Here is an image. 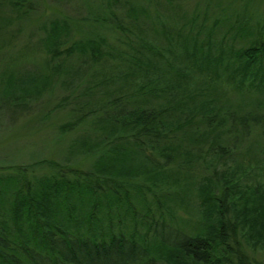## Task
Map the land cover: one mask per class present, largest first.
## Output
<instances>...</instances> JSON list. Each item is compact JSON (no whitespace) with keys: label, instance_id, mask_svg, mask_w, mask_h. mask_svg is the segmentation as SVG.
Wrapping results in <instances>:
<instances>
[{"label":"trees","instance_id":"16d2710c","mask_svg":"<svg viewBox=\"0 0 264 264\" xmlns=\"http://www.w3.org/2000/svg\"><path fill=\"white\" fill-rule=\"evenodd\" d=\"M158 1L128 0L121 12L111 9L112 23L104 16L105 11L99 15L102 10L96 9L95 20L105 22L109 33L117 34L119 50L107 48L108 39L95 33L93 28L97 27L90 22L79 31L86 37L73 41L74 21L49 18L43 22L41 56L45 64L76 53L84 56L81 58L88 57L87 64L72 63L66 71L64 66L68 82L89 83L90 87L81 94H92L103 82L120 86L116 97L101 106L95 102L87 110H78L81 115L69 126L72 129L88 120L93 123L90 137L78 140L76 145L81 153L89 155L92 168L42 159L31 166L0 171V264H151L149 252L158 254L163 247L181 256L176 264H264V259H252L239 249V227L235 224L254 226L260 217L264 222V215L254 217L257 207L247 206L234 215L235 222L228 219V186L221 181L220 167L207 165L211 157L217 156L223 163L239 153L251 137H264V110L260 109L264 91V19L245 5L235 8L234 16L239 22L232 24L224 37L230 39L235 31H248L257 37L240 48L223 47L215 52L212 34L225 18L211 15L212 25L207 27L199 20L210 17V11L205 8L200 15L199 4L187 20L189 26L158 27L161 15L155 8L152 11ZM220 1L224 8L232 5L227 0ZM211 2L205 0L206 7ZM213 5L217 3L213 1ZM32 10L26 0H0V31L4 29L11 37L21 34V29L11 31L10 27L25 20ZM244 13L247 24L241 18ZM249 16L253 26H249ZM142 19L154 30V37L143 31L146 28ZM204 31L205 38L201 36ZM140 53L146 59L139 58ZM110 62L116 70L109 68ZM225 64L227 70L222 69ZM12 70L6 66L2 73L1 109L8 103L26 110V95H9L17 82L26 84L20 85L21 90L52 87L48 74L25 71L16 77ZM233 92L249 100L236 101ZM165 93L171 96L167 105H157L151 99ZM112 104L116 107L110 112ZM244 105L253 110H243ZM102 113L108 114L100 117ZM249 158L256 162L251 155ZM259 163L258 167L263 161ZM207 180L214 186V195L226 185L223 198L212 207L218 211L216 221L200 234L178 227L187 234L175 241L161 233L158 226L170 223L164 213H173L175 223L181 209L190 214L193 208L196 210L197 194L199 198L210 190ZM189 192L192 197L187 199ZM161 196L169 197L171 202L165 203L166 209L164 203L160 204ZM138 204L142 210L137 209ZM212 212L204 214L206 221H210ZM124 223L133 228L123 229ZM138 223L148 226L153 236L149 238L145 233L138 238Z\"/></svg>","mask_w":264,"mask_h":264},{"label":"rangeland","instance_id":"374dc122","mask_svg":"<svg viewBox=\"0 0 264 264\" xmlns=\"http://www.w3.org/2000/svg\"><path fill=\"white\" fill-rule=\"evenodd\" d=\"M127 1L128 0H26V3L29 4L33 10L26 15L25 20L14 23L10 27L11 31L15 28L18 30L21 29V34H17L16 37H11L4 29L0 31V81L4 79L2 73L5 72L6 66L13 68L12 72L16 77L22 76L25 71H27V73L33 71L42 76L43 74H48V76L52 78V87L48 86L45 88L41 85V88L31 86L28 90H21L19 87H22L20 85L24 84L23 81L17 82L14 84L13 88L11 87L12 93L9 95H26V102H24V104H26V110L17 109L8 103L4 105L3 109L0 107V171H13L16 169V166L21 165L31 166L36 161H41L42 159L60 161L66 165L84 169L93 167L89 155L86 156L84 152L81 153L76 146L78 145V140L90 137V130L93 127V123L88 120L77 124L72 129H69V126L81 115L80 112L85 108V110H87L88 106L92 103L97 102L98 106H101L106 103L110 97H116L118 94L116 91L120 85L116 83L112 84V82H109L108 85L103 82L98 85L99 87H96V90L93 91L92 94H81L83 92L82 90L86 91L88 87H90L89 83L87 80L83 82H68V80H66V75L68 74L64 72V66L66 71V66L68 65L69 67L72 63L74 66H76L75 63L87 64L88 57L81 58L84 56H80L76 53L70 58L62 56L61 58H57L54 62L45 64L46 60H43L41 56V38L45 36L42 25L44 24L43 22H46L49 18H58L61 20L65 18L69 20L68 22L70 23L74 21V27L71 30V33L73 32L74 34L73 41L86 37L79 31L86 28L88 25L86 22H90L92 26L95 25V27H97H90L95 30V33L108 39L110 46H107V48L119 50L116 46L118 44L117 34L115 32L109 33L111 30L105 22L101 23V21L95 20L97 16L94 12L96 9H100L102 12L99 15L103 14L105 11L104 16L109 17L113 11L121 12ZM213 1L215 4L217 3V5H213ZM227 1L232 5L224 8L225 5L222 4L220 0H212L207 7L205 0H172V3H169L167 0H160L152 6V11H154L155 8L161 15L158 27L166 25L167 28H173L178 24L189 26L190 24L187 20L193 15L199 4H201L200 15L202 11H205V8L210 11V17H206L205 21L202 20V17L199 20V22L205 23L207 27H211L212 25L213 18L211 15H214V17L217 16L220 19L225 18V20L221 19L223 22L216 26L212 34L216 46V48H213V51L219 52V50L222 51L223 47L226 49H230V46L240 48L247 45L248 41L251 39L253 40L257 37L254 34L247 33L248 31L244 33L239 31V34L236 31L231 32L233 35L236 33L235 38H232L233 35H230V39L224 37V35L227 34L226 31L238 19L234 16L235 8H241L245 5L246 8L251 9L254 15L264 19V0ZM110 3H114L112 7H108ZM6 7L7 9L9 8V6ZM104 8L106 10H104ZM111 9H113V11H111ZM85 18H88V20H84ZM241 18L245 20V24H247L245 13ZM241 18L240 22L242 23ZM247 18H249L248 22L251 23H249V26H251L254 20L250 16ZM108 19H110V23L114 21L111 17ZM144 20L145 19H142V23L146 29H143V31H147V33H150L154 37L156 35L154 30L148 27V22H144ZM107 22L108 21H106V23ZM0 26H2V20H0ZM237 29L238 27H236V30ZM205 34L206 32L204 31L201 36L205 38ZM72 41L69 43H72ZM20 50L25 51L21 53L19 52ZM200 53L202 52L200 51ZM130 54L138 53L132 51ZM139 58L146 59V56L140 53ZM149 58H154L157 62L160 61L153 55H149ZM43 61L44 64L42 63ZM180 61L183 62L185 60L180 59ZM14 64H16V66H14ZM114 65L110 62L109 68L113 69L112 71L117 69H114ZM261 65L262 68H264V62ZM105 66H107V63ZM123 66L121 67L123 68ZM98 67H103V65H98ZM223 68L227 70V65L225 64L222 69ZM254 71L256 70L253 69V73ZM71 74L75 73L71 71ZM80 77L81 75L79 74V78ZM126 84L130 86L131 83L127 82ZM23 87H26V84H24ZM233 93L232 98L236 101H241L245 98L241 97V95L239 96L235 92ZM2 95L3 85L0 82V96ZM260 96L262 97L261 101L263 102V107L259 108L264 110V91ZM170 98L171 96L166 93L159 97H151L155 104L162 106L167 105ZM245 99L249 100V98ZM1 103L2 100L0 101V104ZM92 105L94 106V104ZM115 107L114 104L109 105L110 112H113ZM245 109L253 110V107L244 105L243 110ZM78 110L81 111L78 112ZM104 114L108 113H102L100 117H104ZM227 127L226 125V129ZM247 142L248 143L241 146L242 148H240L239 153L230 155L223 163L217 156L209 158L207 162L209 166H211V163L214 164L215 166L213 168H216V166L220 167L221 181L228 186L227 193L229 192V194H231V196H229L230 206L228 207L226 216L234 222L236 221L234 215L240 214L247 206L250 208L257 207L254 217L259 215L262 216V214L264 215V137H259L258 139L256 136L251 137V141ZM247 153H249V156H247ZM250 155L256 159V162H252L249 158ZM258 160L260 163L263 161V164L259 167L257 165V163H259ZM200 171L201 169L197 170L198 173H200ZM207 171L210 173V170ZM212 178L215 180L217 177L212 176ZM205 183L208 184L210 188L209 192L199 198L197 194L198 200L195 198L196 206L198 209L200 208V212L197 208L196 210L193 208L190 214L183 208L179 211L180 216H176L177 221L175 220V223H173L171 219L173 218V213H164L167 218L166 221L170 223L158 226L161 233L166 236L170 235L175 241L176 237L181 239L182 234L186 233L180 228L192 234H200L203 231L205 233L208 226L216 221L218 211L217 209L214 210L212 207L216 205V200L220 197L223 198L222 194L225 191L226 185L223 184L220 191H218V195H214V193H211L214 188L213 184L210 185V180H207ZM213 195L216 199L213 198ZM190 197H192V195L189 192L186 198L189 199ZM167 199H169V197H160V204L164 203V209H166L165 207L167 206L165 203L170 202ZM190 202H194V200ZM199 204L201 207L198 206ZM137 209L142 210L139 204L137 205ZM211 210H213V212L211 213L210 221H206L204 219L206 217L204 214ZM157 218H160V215H157ZM262 219L263 217H260L254 226H250L248 223L244 222H235L237 227H239L237 235L240 246L239 249L252 259H264V222ZM200 220L203 221V230H201L199 225L201 223ZM125 221L126 219L124 222ZM135 225L137 227V234L140 233L138 234V238H141L145 233L148 234L149 238L153 236V232H148V226L145 224L138 223ZM122 227L128 231L133 228L132 225L128 226L126 223L122 224ZM178 227H180V230L177 229ZM177 233H181V235ZM163 249L164 251L158 254L155 251H152V253L151 251L149 252L148 260L151 261V264H176L178 260L181 259V256L179 254L178 256L174 254L173 250H168L166 247H163Z\"/></svg>","mask_w":264,"mask_h":264}]
</instances>
